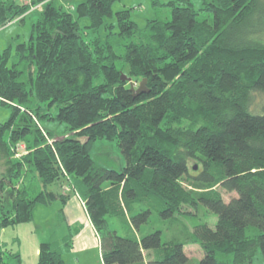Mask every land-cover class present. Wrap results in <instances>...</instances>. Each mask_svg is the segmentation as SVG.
Wrapping results in <instances>:
<instances>
[{
  "label": "trees",
  "instance_id": "obj_1",
  "mask_svg": "<svg viewBox=\"0 0 264 264\" xmlns=\"http://www.w3.org/2000/svg\"><path fill=\"white\" fill-rule=\"evenodd\" d=\"M27 1L0 0V29L38 11L27 41L0 53V104L12 108L0 123V229L37 204L58 200L62 215L75 195L103 264H187L183 241L137 231L153 210L168 219L202 204L217 221L189 232L204 254L195 264H264V0H168L170 19L144 34L129 10L113 16L116 0H80L75 17L62 3L74 0ZM100 140L116 143L119 171L91 158ZM72 238L40 243L35 264H64ZM7 249L0 264L19 258Z\"/></svg>",
  "mask_w": 264,
  "mask_h": 264
},
{
  "label": "rangeland",
  "instance_id": "obj_2",
  "mask_svg": "<svg viewBox=\"0 0 264 264\" xmlns=\"http://www.w3.org/2000/svg\"><path fill=\"white\" fill-rule=\"evenodd\" d=\"M20 4H28L27 0H16ZM80 0L62 3L64 8L75 17L74 7ZM168 0H116L112 6L113 16L117 11L129 10L130 19L137 25V29L142 34L145 33L146 25L151 20L170 19V9L165 6ZM195 8L200 7V0H191ZM67 3V4H66ZM38 17V11L25 18L23 22L10 23L0 29V53L8 46L15 47L16 44L27 41L31 23ZM80 25L86 24L85 20L79 21ZM107 23L115 24L114 17L107 20ZM107 30L100 29L99 36L102 38ZM137 86V85H136ZM135 86V87H136ZM12 114V108L0 104V123L7 121ZM33 119V118H32ZM48 127H56L60 133L64 129L63 125H55L46 122ZM90 155L98 164L119 171L125 161L115 142L105 140L97 141L93 144ZM190 167H197L195 162H190ZM0 169H3L0 167ZM189 172H193L189 169ZM221 192L222 199L228 202L236 197L235 192H227L217 188ZM66 192V190L64 189ZM61 204L59 201L50 204H37L32 212L29 222L9 226L0 229V245L6 244L7 250L11 253H18L19 258L11 261V264H35L42 242H51L62 239L71 233L74 235L78 229L69 227L64 222V217L60 213ZM182 213L174 215L172 218L162 219L153 210L148 221L140 225L137 236L146 235L152 231H161V241H183L184 252L188 257L187 264H195L203 258L201 247L188 240L189 232H192L196 225L206 223L210 228H214L217 217L204 205L198 204L196 207L183 206ZM148 259V253L145 254Z\"/></svg>",
  "mask_w": 264,
  "mask_h": 264
},
{
  "label": "crops",
  "instance_id": "obj_3",
  "mask_svg": "<svg viewBox=\"0 0 264 264\" xmlns=\"http://www.w3.org/2000/svg\"><path fill=\"white\" fill-rule=\"evenodd\" d=\"M62 215L67 226L78 229L73 235L70 251L63 254L64 264H103L100 238L75 195L68 197Z\"/></svg>",
  "mask_w": 264,
  "mask_h": 264
},
{
  "label": "water",
  "instance_id": "obj_4",
  "mask_svg": "<svg viewBox=\"0 0 264 264\" xmlns=\"http://www.w3.org/2000/svg\"><path fill=\"white\" fill-rule=\"evenodd\" d=\"M121 79L122 80H127V81H130V78H127L126 76H124V75H122L121 76ZM145 79H143L140 83H139V85H138V87L136 88V89H134L133 87H130V90L132 91V92H134V95H138L139 93H143V92H147V89H146V86H145Z\"/></svg>",
  "mask_w": 264,
  "mask_h": 264
}]
</instances>
